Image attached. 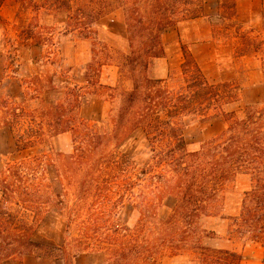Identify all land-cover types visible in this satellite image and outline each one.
<instances>
[{"label":"trees","instance_id":"obj_1","mask_svg":"<svg viewBox=\"0 0 264 264\" xmlns=\"http://www.w3.org/2000/svg\"><path fill=\"white\" fill-rule=\"evenodd\" d=\"M204 2L81 0L68 14L66 26L78 30L82 39H96V25L116 15L125 29L127 52L116 66L128 76L131 88L117 94V87H108L114 104L110 130L100 131L80 117L82 86H60L53 80L55 73L44 77L36 73L26 80V90L40 100L36 108L0 93V128L11 133L18 150L33 147L50 136L72 133L74 151L59 153L58 175L77 184L76 195L80 198L92 196L99 203L108 201L119 175L126 177L133 167L124 153L109 150L112 141L120 145L139 131L147 142L150 157L141 168L140 180L151 185L150 195L143 196L139 203L143 214L139 229L132 232L126 225L101 215L91 216L80 221L82 235L77 238L74 255L91 252L102 258V264H159L165 254L190 253L192 264H244L236 251L204 245L202 238L212 237L214 232L202 229L199 220L220 214L226 186L237 174L245 173L251 178V186L243 192L235 220L240 231L263 248L264 264V103L246 104L241 116L225 111L224 104L238 98L236 86L211 82L184 43H180V71L169 76L175 82L173 86L168 85V79L150 73L152 60L165 54L162 31L201 16L214 26L236 14V0H216L213 14H205ZM21 31V45L32 49L43 44L39 31L28 27ZM244 41V52L256 51L252 37L246 35ZM102 49L106 50L105 45ZM105 64L106 59L93 52L87 64V84L102 86L98 72ZM61 88L62 98H43ZM217 113L224 117L225 129L204 140L197 149L188 150L184 138L186 118H209ZM42 166L43 156H31L6 163L0 170V261L21 260L43 246L34 238L50 201L42 183ZM164 196L172 199L169 213L144 228L143 217L154 213ZM65 227L63 245L57 249L62 253L69 252L66 236L70 221ZM63 258L68 264L66 256Z\"/></svg>","mask_w":264,"mask_h":264},{"label":"rangeland","instance_id":"obj_2","mask_svg":"<svg viewBox=\"0 0 264 264\" xmlns=\"http://www.w3.org/2000/svg\"><path fill=\"white\" fill-rule=\"evenodd\" d=\"M204 1L205 14L216 13V0ZM80 3L81 0H2L0 93L23 102L28 108H36L40 100L32 98L33 94L26 90V80L36 73L43 77L55 73L53 80L60 86L72 83L82 86L80 117L100 131L110 130L111 108L114 104L108 96L112 93L108 87H117V94L131 88L128 76L116 66L127 52L123 41L126 33L119 15H116L96 25V39H82L78 30L66 26L68 14L71 15ZM27 27L39 31L43 43L40 47L29 49L21 45V30ZM246 35L254 39L252 47L256 49L255 52H244L242 45L246 43ZM161 40L165 54L152 60L150 73L153 76L168 79L170 86L175 84L169 76L173 77L180 71L183 61L180 43H184L211 82H231L236 86L238 98L224 104L225 111H234L237 116H241L246 104L264 103V0H236L235 16L214 26L206 16L183 20L175 27L162 31ZM104 45L106 50L102 49ZM93 52H98L102 59H106V64L98 72L102 86L90 85L85 81L87 64ZM107 53L110 57L105 55ZM63 94L61 88L44 94L43 98L59 99ZM225 127L226 122L220 113L209 118L199 115L186 118L184 138L187 149H197L204 140L216 136ZM75 144L72 133L68 131L47 137L33 147L18 150L11 133L6 128H0V170L6 163L43 156V166L40 168L44 173L42 183L45 193L50 195L46 211L42 212L44 218L34 236L43 246L24 255L21 260L8 258L0 261V264H65L64 256L68 264H102V258L91 252L74 255L77 238L82 235L80 221L101 215L126 225L132 232L139 229L143 216L139 203L143 196L150 195L148 190L151 185L140 180L141 168L150 157L143 135L135 131L120 145L113 141L110 143L109 150L124 153L133 167L126 177L119 175L117 183L111 186L109 200L101 201L103 205L92 196L80 198L76 195L77 184L69 183L58 175L61 167L59 153H72ZM250 186L248 174H237L223 192L220 214L203 216L199 224L202 229L214 232L212 237L202 238L204 245L236 251L244 264H262L263 248L240 231L235 220L240 211L243 192ZM57 194L62 201H59ZM171 204L172 199L164 196L154 208V213H146L143 217V227L147 228L158 219L165 218ZM67 221H70L66 236L69 252L62 253L57 249L63 245ZM192 256L190 253L165 254L159 264H192Z\"/></svg>","mask_w":264,"mask_h":264}]
</instances>
